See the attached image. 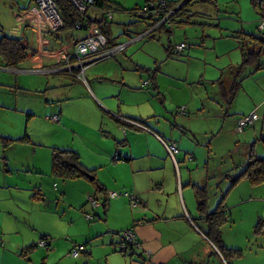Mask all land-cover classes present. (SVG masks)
<instances>
[{
    "label": "crops",
    "instance_id": "0c3cea01",
    "mask_svg": "<svg viewBox=\"0 0 264 264\" xmlns=\"http://www.w3.org/2000/svg\"><path fill=\"white\" fill-rule=\"evenodd\" d=\"M109 1L116 5L118 10L102 14L100 8L88 7L85 15L90 21V26H97L110 39L106 49L114 48L113 51L109 54L106 53V56L99 62H94L89 66L90 79L86 80V84L66 75L72 84L59 87L68 90L60 92L56 99H48L52 102L55 100L56 105L53 109L57 110V123L59 122L57 126L65 131L69 130L64 127L66 124H70L69 126L72 128L70 133H72L71 141L73 143L70 150L77 154L80 163L85 168L91 170L94 178V184H91L87 179L78 178L82 179L81 181H86L81 182L83 184H81L80 197L83 198L84 193L92 186L93 189L97 187V190H114L116 192L123 190L122 192L134 194L139 200L140 205L135 209L129 207L127 198H114L107 202V212L103 219L107 222L110 217V230H118L116 231L118 233L130 228L140 244L138 248H130L126 252H122L123 257L116 260V264H215L216 261L219 264H225L217 249L202 234V229L205 227L196 210L194 189L196 186H203L205 190L204 186L209 184L210 190L208 193L205 190L204 194L208 196L205 199V209L206 204L207 208H210L213 201L217 202L229 185V179L222 178V174L233 175L234 171L231 173V166L224 165L221 160L213 163L212 157H208L207 154L213 140L217 139V143H223L224 139L220 136L226 133L230 134L229 140L234 142L241 139L243 141L252 140V143L257 144L264 139V76H262L264 69L254 71L239 80L237 90L229 105L223 103V98H226L227 90L234 77L233 72L226 70L235 65L217 69L219 70L218 77L206 79L213 87L210 90H199L198 98L194 99V106L197 107V103H199L197 109L199 115L188 117L187 115L192 111V98L189 91L192 84L187 85L189 81L187 76L175 75L172 72L173 63L168 65V70H164L160 66L155 67L158 61L154 59L151 63V50L144 53L148 57L147 63L125 57L126 50L123 47L126 44L145 34L153 36L151 31L154 30H143L146 22L136 21L135 18L128 19L126 23L122 24L120 21H113L111 13L115 11L119 12L117 13L119 15L126 13L134 17L133 9L140 7L144 0ZM178 1L166 0V5L167 7L172 6L171 9H174L180 3ZM248 1L232 0V5L226 9L219 6V0L217 2L214 0H189L181 9V15L171 23H175L177 27L192 23L189 20L192 13H195L198 18L208 20L211 19L215 9L216 12L221 11L227 18H234V21L238 23L237 30L255 33L254 26H256L258 11L256 6H253L251 1L249 4ZM28 3L29 1L23 4L21 0H15L14 4L19 10L15 13V19L18 21L17 30L21 25V19L25 18ZM173 4L175 5L173 6ZM182 18L183 21H179ZM120 20L126 21L127 18L121 16ZM110 23L122 27L130 26L131 33L138 36L136 35L137 37L133 40L128 38L127 41H129L126 44H118L122 45L123 49H115L118 45L115 44L114 37L111 36L108 26ZM228 26L229 24L225 23L224 27ZM25 28H28L27 25ZM25 28H19L20 34L19 32L14 34H18L20 39L22 38V43L28 46V41L24 36ZM12 31L15 30L12 29ZM58 31L50 34L58 38ZM86 33H88L87 30L70 32L68 43H64L57 49L52 48L51 43L45 40L44 37H47L48 34L40 38L37 37L39 43L37 51L43 58L50 59L53 52H57L61 48L69 50L72 42L80 39ZM5 35L7 36V34ZM42 38L44 39L42 40ZM59 38L62 39L63 36ZM168 47L167 52L178 54L170 46ZM238 50L240 52V49ZM200 55L206 58L204 53H200ZM56 64L57 62L50 61L48 66L33 68V70L50 68ZM15 72H23V70ZM201 76L204 77V73ZM252 77L256 78L252 81H245ZM166 96H168L167 101L165 100ZM251 111L258 116L257 120L244 127L241 132H236L233 128L236 118ZM123 118L134 120L142 124L145 129L125 122ZM192 119H200L205 122L201 133H197L189 127L188 123ZM79 125H83L87 131L84 141L76 130ZM165 125L168 126L167 130L164 129ZM214 128H216L215 133ZM237 134L241 136L238 137ZM186 135L187 137L196 136L198 140L190 142L186 140ZM74 139H76L75 142ZM166 141H173L175 146L177 145L175 157L170 158L164 150L161 143ZM210 162L217 165L218 170L214 171V165L210 170ZM244 162H240L237 166L242 167ZM179 163H182L183 168ZM197 170L200 172L205 170L208 183L206 176L201 177L199 181L192 176V173ZM28 171L37 177V171ZM237 171L235 170V173ZM6 178L8 177L4 176L3 185H6ZM9 180L13 179L9 178ZM37 180L38 177L35 179L26 177L21 179L22 183L17 186L25 189L33 186V189L37 188L40 194L41 189ZM171 186H173V191H171ZM71 192L70 184L63 189V194L65 193L63 196L68 197ZM90 192H94V190L91 189ZM31 199L32 201H26L21 196L20 199L13 197L12 201L6 200L0 203V214L11 216V206L14 205L31 216V220L24 217V222L29 229L34 230L36 220L32 219L33 215L28 213L26 205L28 202L34 203L38 200ZM253 200L264 202V183L251 186L246 180L240 179L230 189L228 188L223 198V204L227 210L226 222L232 221L234 224L238 221L235 209L237 213L238 207L241 213V208ZM23 207L25 210H22ZM260 212L257 208L253 214L263 218V214ZM116 232L113 234H116L117 238H108L111 245L118 240ZM41 236L49 240L46 248L35 245ZM41 236L37 237L35 242L32 241L34 244L31 247L35 248L28 247V244L32 243L31 241H20L16 245L19 249L18 254L8 249L0 248V251L14 258L16 264H45L44 258L47 252H44L45 254L42 252L56 250L58 246L54 237L49 239L45 235ZM0 245H2L1 240ZM222 245L226 247L223 243ZM71 247L73 245L69 246L67 251L53 264H77L72 260H77L79 257L72 258L68 254ZM36 251L40 256L39 262L34 256ZM85 254H90V252L86 251ZM86 261L89 262L90 259L86 258ZM230 264H232L231 261Z\"/></svg>",
    "mask_w": 264,
    "mask_h": 264
},
{
    "label": "rangeland",
    "instance_id": "374dc122",
    "mask_svg": "<svg viewBox=\"0 0 264 264\" xmlns=\"http://www.w3.org/2000/svg\"><path fill=\"white\" fill-rule=\"evenodd\" d=\"M27 1L29 3L25 11L34 6L32 0H21L23 4ZM249 1L248 3L250 4ZM214 2H217V0H214ZM14 3L15 0H0V36L9 34L12 29L14 30L18 26L15 13L19 10ZM141 3L143 5V1ZM231 5L232 0H219V6L221 7L228 9ZM117 13L119 12L114 11L111 13L112 20L120 21L121 24L126 23L128 19H134L130 14L121 13L119 15ZM27 16L28 18L21 19V28H25V25L28 27L25 28L24 33L28 41V46H26L27 56L17 64V67L24 69L1 67L2 62L0 60V137L21 138V140L11 142L5 147H3L0 140V203L6 200L12 201L13 197L20 199L21 196L26 201H32L30 196L33 194V186L26 189L17 186L22 183L21 179L26 177L31 179L38 177L37 181L42 197L41 200L34 203L28 202L26 205L28 213L33 215V220H36L34 230L29 229L24 222V217L31 220V216H28V214L14 205L11 206V216L8 215L9 217H7L0 214V240L2 241L0 248L8 249L18 254L19 249H17L16 245L20 241L35 242L38 239L37 237L45 235L49 239L54 237L58 246L56 250L52 249L42 252V254L47 252L44 258L45 264L56 263L57 259L71 245H81L85 253L86 251L90 252V254L80 253L77 260H72L77 264H116V260H119L123 256L121 252L112 249L108 238H117L116 234L113 233L118 230H110V217L107 222L104 221L101 216V207L93 211L88 210V203L84 195L90 194L91 189L94 190L93 187L91 186L84 193L83 198H81V184H83L81 182L86 181H81L82 179L63 181L50 174V149L52 147L70 149L73 142L71 141L72 133H70V130L72 131V128L69 126L70 124L64 126L69 129L68 132L57 126L59 122H51L49 120L51 116L56 115L57 110L53 109L56 105L55 100L52 102L48 99H56L59 97L60 92H66L68 89H61L59 86L71 85L72 83L69 78L71 76H66V73L62 71L63 66H53L40 70H33V68L48 66L50 61L58 63L60 53H63L67 48H61L59 51L53 52L50 59L43 58L37 51L39 48L37 37H42L41 34L43 33H38L37 28L34 29L31 25V21L36 23L37 20L33 16ZM121 16L126 17L127 20H120ZM189 20L192 23L180 25L179 27L175 26V23L170 22L165 28L153 31V36L145 34L128 44H126L129 41H127L128 38L133 40L138 36L131 33L130 26L122 27L113 23L108 24L115 44H126L123 48L126 50L125 57L127 59H137L141 63H147L148 57L144 53L151 50V63L154 59L158 61L155 67L160 66L162 69L168 70V65L173 63L172 72L175 75H183L189 78L187 85L192 84L190 86L192 88L189 89L192 98V111L187 115L188 117L199 115L197 113L199 103H197V107L194 106V99L198 98L197 94L199 90H210L213 87L206 79L218 77L219 70L217 69L239 64L241 59L238 43L235 39L228 37L231 32L239 28L234 18H227L221 11L216 12L214 9L211 19L204 20L203 18H198L195 13H192L189 16ZM23 22H26V24ZM225 23H228L229 26L224 27ZM15 31L19 32V30ZM70 32L73 31L71 29L59 30L57 33L58 38L50 33L44 38L51 43L52 48L57 49L64 43H68V34ZM254 32L256 33L255 26ZM17 36L19 37L18 34L15 37ZM60 36H63V38H59ZM180 42H184L186 45V48L182 52L178 54L167 52L168 46L172 48L173 45ZM200 53H204L206 58H203ZM98 60L100 59L92 61L89 64H83V62L71 63V70L74 68L78 69V72L74 75L76 78L85 67L83 72L84 77L82 79L77 78L78 80L74 79L86 84V80L90 79L89 66L93 65L94 62H99ZM16 70H23V72L16 73ZM203 73L204 77L201 76ZM262 76H264V73H262ZM255 78L245 79V81H252ZM167 97H165L166 101ZM188 125L191 129L197 131V133H201L205 122L200 119H192ZM167 128L168 126L165 125L164 129L167 130ZM76 130L83 138L82 141H84V136L87 133L85 127L79 125ZM215 131L216 128H214V133ZM158 133L161 134L160 132ZM229 135L226 133L220 136V138L224 139L223 143H217V139L212 141L207 155L208 157H212L213 163L221 160L224 165L231 166V173L234 171L232 174H235V170L240 171L242 169L241 166L237 165L245 161L247 153L250 151L254 155L264 156V145L262 143L255 144L252 143V140L243 141L241 139H238V142H234L229 140ZM237 135L238 137L241 136L240 134ZM185 138L190 142L198 140L196 136L187 137L186 135ZM75 140L73 141L75 142ZM212 162L209 164L210 170L214 165ZM179 165L183 168L182 163H179ZM214 166V171L218 170L217 165ZM28 170H31V172L37 171V177L29 173ZM4 176L8 177L6 178L5 186L2 182ZM192 176L197 181L201 177H207L205 170L202 172L199 170L194 171ZM9 178L13 180L10 181ZM70 184L72 192L68 197H65L63 195L66 192L63 194V189ZM208 185L204 186L207 193L210 190ZM171 189L173 191V186H171ZM118 191L122 192L123 190ZM99 197L101 196L96 193L95 198L98 199ZM117 198L125 197L121 195ZM216 203V200H214L210 208H207L206 204V210L211 211ZM257 208L263 214V218L260 216L258 218L253 214V211ZM22 210H25V207ZM237 210L236 213L235 209V215L238 217V221L234 224L232 221H228L220 226L221 242L226 247L239 251L236 256L227 257L229 263L231 261L232 264H264V202L253 200L241 208V213L238 207ZM84 213L95 214L94 219L88 221L85 219ZM258 219L262 221L263 226L255 229L254 225ZM229 225L231 227H226ZM34 242L28 245H33ZM136 242L140 245L138 241ZM34 256L39 262L40 256H38L37 251ZM86 258L90 259V261L85 262ZM15 261L10 255L0 251L1 264H16ZM215 264H219L218 261Z\"/></svg>",
    "mask_w": 264,
    "mask_h": 264
},
{
    "label": "trees",
    "instance_id": "16d2710c",
    "mask_svg": "<svg viewBox=\"0 0 264 264\" xmlns=\"http://www.w3.org/2000/svg\"><path fill=\"white\" fill-rule=\"evenodd\" d=\"M147 1L148 0H144L143 5L146 4ZM250 1L252 5L255 6L254 0H250ZM55 3L60 13L61 19H62V25L58 30H64V29H71L72 31L77 30L75 29V24L78 21L79 22L84 21L86 23V26H90L89 25L90 21H88V19L86 18L85 13L82 15H79L74 10V8L71 6L68 0H55ZM185 4L181 5L179 7V10L182 9L185 6ZM88 7H98L102 11V14L110 13L111 10H118L116 5H114L109 0H92V3L89 4ZM135 11H136V8L133 9L132 14L134 18L136 19V21L146 22V25L143 27V30H148L154 25L155 21L151 22L149 20L140 19L135 14ZM180 15H181L180 12L176 13V17ZM174 19H172V21ZM179 21H183V18L180 19ZM161 28H165V25L156 26L154 31L159 30ZM255 28H256V33H253V32L246 33V32L237 30V31L231 32L230 34L231 38L235 39L239 45V49L241 51V60L239 64H236L235 66H231L226 70L227 72H233V77H234L232 84L229 86L227 90L226 98H223V103L226 105H229L231 101L233 100V97L238 87L239 80L242 79V77H245L248 74H251L254 71H257L259 69H264V28L263 30H259L257 26H255ZM78 30H86V29H82L79 27ZM152 32L153 31H151V33ZM49 33H53V32L49 31L41 35L45 36L46 34H49ZM103 35L105 36V38H107L105 33H103ZM21 39L17 37H11L8 34L7 36L5 34L0 36V60L2 62L1 67L8 68V69H15L17 67V64H19V62H21L22 60L26 58L27 56L26 46L27 45L22 43ZM185 48H186V45L183 48V50ZM183 50L177 51L175 53H180ZM57 121H58V118H57ZM0 140L2 141L3 147H5L9 145L11 142L21 140V138L12 139V138H7V137H2V138L0 137ZM260 141L264 145V139ZM50 174L51 176L61 179L63 181L72 180V179L76 180L78 178H83V179L89 180L91 184H94V178L92 176L91 170L85 168L80 163L77 154L70 149H64V148L60 149L56 147H52L50 149ZM221 177L229 179V185L225 189V191L221 194L215 207L211 211L207 212V210L205 209L206 196L204 194L205 193L204 188L196 186L194 189V193L196 197V210H197L199 219L203 220L204 227H205L202 229V234L217 249V251L219 252L225 264H230L229 259H227V257L236 256V254H238L239 251L225 247L222 245V242H221L220 226H222V224L226 222V216H227V210L225 209V206L223 204V198L225 197L228 191V188L230 189L240 179L246 180L251 186L264 183V156L254 155L252 151H250L247 154V158L240 171H238L237 173L231 176H229L227 173H223ZM98 190H97V187H95L94 192H91L90 194H86L84 196L92 195L93 197H95L96 193H98L101 196L95 200L96 202L95 205H92L87 200L86 197H85V200L88 203L87 205L88 210L93 211L94 209L101 207V216L103 217L107 210V202L110 199H114V198H108L106 196V190H99V191ZM118 193H123V192H118ZM119 196H121V194H119L117 197ZM30 198H33L35 200L41 199V195L39 194V190L37 188L33 189V194H31ZM139 205H140V202L135 207H131V206L129 207L132 209H135L139 207ZM94 216L95 214L84 213V217L88 221H92L94 219ZM254 226H255V229L261 228L263 226V223L260 219H258ZM127 230L131 231L130 228H127L118 233L116 232L118 234V240L115 241L112 245L115 251L117 250L114 248V246H116L119 243V240L122 239L121 233ZM40 238L42 240L45 239L47 241V244H49L48 239L42 236ZM31 246L32 245H29L28 247H31ZM76 246H81V245H73V247H76ZM73 247L69 249L68 254H70ZM81 247L82 248L76 257H78L80 253H84L83 246ZM130 248H134V247H130ZM72 258H75V257H72Z\"/></svg>",
    "mask_w": 264,
    "mask_h": 264
},
{
    "label": "built area",
    "instance_id": "2783aa9c",
    "mask_svg": "<svg viewBox=\"0 0 264 264\" xmlns=\"http://www.w3.org/2000/svg\"><path fill=\"white\" fill-rule=\"evenodd\" d=\"M74 10L79 14L82 15L88 8V5L92 3V0H68ZM34 6L27 11V15L33 16L36 23L31 21L32 27L35 29L37 28L38 33H45L49 31H55L59 29L62 25V19L60 13L57 9L55 0H33ZM254 5L258 11L257 17V28L259 30H263L264 28V0H254ZM171 10H166L165 0H148L146 4L136 8L135 14L144 20L155 21L153 27L159 25L167 26L171 21L169 20V14ZM27 15H24L25 18H28ZM83 22V23H82ZM76 22L75 29H86L88 33L79 40L72 42L71 48L69 50L63 51L59 55V62L54 65L55 67L63 66L62 71L66 73V75H70L75 79H82L83 72L85 67L82 71L77 75V78L74 75L78 72V69H70L71 63H80L89 64L90 60L92 59H101L104 58L106 53H110L113 51L114 48H107V44L110 42V39L105 38L103 33L97 26H86L84 21ZM17 33V32H16ZM115 47V46H114ZM185 47L183 42H180L176 45L172 46V50L174 52L181 51ZM121 46H116L115 49H120ZM102 53V51H104ZM101 56V57H100ZM104 56V57H102ZM53 67V66H52ZM51 68V67H50ZM77 79V80H78ZM85 79V78H84ZM182 109V108H181ZM257 115L254 112H250L244 116H239L235 120L234 130L236 132H241L244 127L251 125L256 119ZM57 116L53 115L49 118L51 122H57ZM126 121V120H125ZM130 122V121H128ZM136 125L139 128L145 129V127L139 125V123L130 122ZM164 150L166 151L167 155L172 158L174 154L177 152L175 143L173 141H166L161 143ZM119 194L126 197L129 202V206L135 207L138 205L137 198L127 192L118 193L115 191H106V196L108 198H115ZM87 200L92 204L95 205L96 198L92 195L86 196ZM122 239L119 240V243L114 246L117 251L126 252L130 247L138 248L139 245L137 244L133 233L129 230L123 231L121 233ZM36 246L46 248L48 246L47 241L45 239H39L36 243ZM81 246L73 247L72 251L70 252V257H76L81 250Z\"/></svg>",
    "mask_w": 264,
    "mask_h": 264
},
{
    "label": "water",
    "instance_id": "95a60500",
    "mask_svg": "<svg viewBox=\"0 0 264 264\" xmlns=\"http://www.w3.org/2000/svg\"><path fill=\"white\" fill-rule=\"evenodd\" d=\"M182 1V0H181ZM180 1V3L174 8V9H171V12H174V11H176V10H178L179 9V7L181 6V5H184L187 1H189V0H184L183 2H181ZM155 29V27H151V28H149L148 30L149 31H151V30H154ZM147 30V31H148ZM13 32V35H12V37H15V35H17V34H14V33H16L17 31H12ZM10 33L11 32H9V36H11L10 35ZM118 46H121V48H122V45H118ZM120 48V49H121ZM97 59L95 58V59H92V60H90L89 62H92V61H96ZM126 120V121H125ZM123 121H125V122H127V123H129V124H132V123H130V122H135V123H137L138 124V122H136V121H134V120H131V119H127V118H123ZM128 121H130V122H128ZM132 125H134V124H132ZM139 125H141V126H143L142 124H140L139 123ZM134 126H136V125H134ZM137 127V126H136ZM144 127V126H143ZM90 178V177H89Z\"/></svg>",
    "mask_w": 264,
    "mask_h": 264
},
{
    "label": "flooded vegetation",
    "instance_id": "af4514ba",
    "mask_svg": "<svg viewBox=\"0 0 264 264\" xmlns=\"http://www.w3.org/2000/svg\"><path fill=\"white\" fill-rule=\"evenodd\" d=\"M175 4H173V6H174ZM165 6H166V10H171V7L172 6H170V7H167V5H166V0H165ZM28 11V10H27ZM27 11L25 12V15H27ZM181 11V9L179 10H176V11H174V12H170V14H169V20L170 21H172V19H174L175 17H176V13H179ZM24 23V22H23ZM21 26V25H20ZM19 26V28H21ZM19 28H18V30H19ZM14 30H17V27H16V29H14ZM58 30V29H57ZM57 30H55V31H57ZM55 31H52V32H55ZM20 33V32H19ZM10 35H11V37H12V35H13V32L11 31V33H10ZM18 37V36H17Z\"/></svg>",
    "mask_w": 264,
    "mask_h": 264
},
{
    "label": "clouds",
    "instance_id": "9594fccd",
    "mask_svg": "<svg viewBox=\"0 0 264 264\" xmlns=\"http://www.w3.org/2000/svg\"><path fill=\"white\" fill-rule=\"evenodd\" d=\"M68 76H70V75H68ZM72 77V76H71ZM73 78V77H72ZM74 79V78H73Z\"/></svg>",
    "mask_w": 264,
    "mask_h": 264
}]
</instances>
